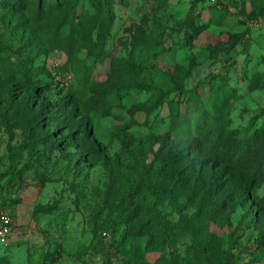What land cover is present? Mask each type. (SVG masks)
I'll return each instance as SVG.
<instances>
[{"label": "rangeland", "instance_id": "obj_1", "mask_svg": "<svg viewBox=\"0 0 264 264\" xmlns=\"http://www.w3.org/2000/svg\"><path fill=\"white\" fill-rule=\"evenodd\" d=\"M109 1L114 19L106 36V56L89 60L79 74L70 67L63 68L67 56L53 51L45 65L52 72L54 87L37 91L40 104L45 99L55 100L56 94L81 95L85 101L74 105L68 101L64 112L49 108L56 115L49 129L58 138L75 130L78 120L86 121L90 137L99 146L101 160L95 163L92 149L78 140L76 147L54 150L47 163L40 157L46 145L41 143L43 139L33 118L23 114L10 119L12 114L6 108L0 113V212L9 213L14 221L10 243L0 244V264H48L47 254L53 253L59 243L66 252L60 264H129L134 255H144L155 264H205L198 250L199 236L184 235L165 250L146 252L148 238L126 231L118 211H123L129 198L134 199L131 185L119 194L115 207L104 208V198L116 172L121 170L117 164L123 159L122 147L132 148L137 140L168 130V104L150 109L149 103L161 89L171 90L170 98L177 95L174 84L181 80L183 69L188 71L184 79L188 89H194L211 73L228 71L230 84L238 91L230 112V128L245 129L253 123L257 127L264 121V16L254 23L247 18L264 0H236L238 9L229 14L221 7L212 9L210 0ZM223 2L229 4V0ZM86 6L95 4L88 2ZM0 17L8 20L1 10ZM200 17L207 23L206 29L193 41H184L185 29ZM17 18L13 15L10 20L13 30L21 25ZM4 26L0 23V37L16 49L18 40ZM143 38H162L170 48L155 57L156 65L149 62L143 68L142 73L155 89L126 91L117 85L106 89L104 84L109 81L113 60L128 57L134 42ZM226 57L232 58L229 70L222 66ZM257 78L260 87L252 89ZM105 89L111 104L107 114L100 110L96 99L97 103L91 99L94 93ZM7 94L14 101L29 95L27 89L20 88ZM200 95L198 101L190 100L188 104L198 102L200 108L215 101L208 89H202ZM70 107L80 115L71 112ZM201 114L202 110L192 113L195 124ZM256 116L260 118L255 119ZM124 135L126 142L132 144L125 143ZM66 152L71 153L70 158L63 155ZM153 159L154 154L149 151L147 162ZM210 169L212 173L206 176L209 180L223 182L221 187H233L220 173L221 166L210 165ZM125 180L126 175L121 173L119 181ZM214 198L224 202L219 222L211 219L213 205L206 208L200 222L219 234L234 230L231 248L238 256L236 264H264V247L258 242L264 239V184L249 194L221 192ZM231 199L235 206L227 203ZM160 209L171 221L181 222L196 214L199 205H191L183 197L179 205L167 199Z\"/></svg>", "mask_w": 264, "mask_h": 264}, {"label": "trees", "instance_id": "obj_2", "mask_svg": "<svg viewBox=\"0 0 264 264\" xmlns=\"http://www.w3.org/2000/svg\"><path fill=\"white\" fill-rule=\"evenodd\" d=\"M88 2L94 3L95 7L86 6ZM212 2V9L221 7L226 14L238 9L236 0H229V4L223 0ZM111 5L109 0H0V10L8 18L4 21L0 17V23L5 25L6 32L18 40L17 48L13 49L9 40L0 37V113L6 108L12 114L10 119L23 114L33 118V124L43 139L41 143L46 145L40 157L47 163L52 160L54 150L64 146L76 147L78 140L92 149L95 163L101 160L99 146L90 137L86 121L78 120L75 130L58 138L49 129L52 119L56 117L50 112L51 109L64 112L68 101L72 102L71 105L85 101L81 95L77 92L65 97L56 94L55 100L45 99L40 104L37 91L42 88L46 92L54 87L52 72L45 65L53 51L58 50L67 56L63 68L70 67L79 74L84 72L89 60L94 62L97 57L106 56V36L114 19ZM13 15L18 17L21 24L14 30L10 25ZM263 16L264 3L261 1L248 13L247 18L254 23ZM188 26L184 41H193L206 29L207 23L200 17L198 22L192 20ZM169 49L162 38L135 41L128 57L113 60L109 81L104 86L107 89L117 85L126 91L132 88L155 89L142 73L143 68L149 62L155 64V57ZM231 62L232 58L226 57L222 66L229 70ZM248 63L249 57L245 59L247 75ZM182 72L181 80L174 84L177 95L170 98L171 90L161 89L156 91L149 103L150 109H155L159 104H168V130L137 140L132 148L122 147L123 159L117 164L121 170L111 181L104 198V208L117 206L119 194L131 185L130 195L134 199L129 198L123 211L118 213L130 235L148 238L146 252L165 250L168 244L182 236L194 235L199 236L198 250L205 264H236L238 256L231 248L234 230L219 234L203 225L199 218L209 205H213L211 219L219 222L224 213V202L214 197L221 192L227 195L231 192L249 194L255 187L264 184V121L257 127L253 123L245 129L230 128V112L238 91L230 84L228 71L205 76L194 89L186 88L184 79L188 71L183 69ZM251 87H260L259 78L253 80ZM17 88L27 89L29 95L14 101L7 93ZM106 89L94 93L91 99H96L100 110L107 114L111 104L106 98ZM202 89L213 92L215 101L200 108L198 102L190 106V100L200 99ZM70 108L71 112L77 114L73 107ZM197 110H202V114L195 124L191 115ZM123 139L127 143L125 135ZM149 151L154 154V159L148 163ZM63 155L70 158L71 153ZM210 165L221 166L220 173L226 175L234 188L228 184L221 187L223 182L216 184L209 180L206 176L212 171ZM120 172L127 177L123 183L119 181ZM183 197L191 205L198 204L199 210L181 222H173L160 209V205L165 204L167 199L179 205ZM227 203L235 206L233 199ZM13 228L12 219L11 231ZM258 242L264 247V239ZM65 253L63 245L57 244L55 251L46 256L48 264H60ZM129 264L155 263L144 255H134Z\"/></svg>", "mask_w": 264, "mask_h": 264}, {"label": "built area", "instance_id": "obj_3", "mask_svg": "<svg viewBox=\"0 0 264 264\" xmlns=\"http://www.w3.org/2000/svg\"><path fill=\"white\" fill-rule=\"evenodd\" d=\"M11 223V216L6 212H0V244L2 245L10 243Z\"/></svg>", "mask_w": 264, "mask_h": 264}]
</instances>
